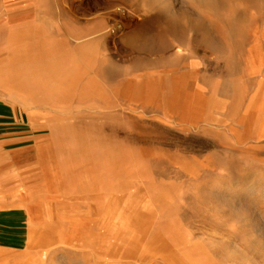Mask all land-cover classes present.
<instances>
[{"label":"rangeland","instance_id":"374dc122","mask_svg":"<svg viewBox=\"0 0 264 264\" xmlns=\"http://www.w3.org/2000/svg\"><path fill=\"white\" fill-rule=\"evenodd\" d=\"M29 3L0 30L38 134L0 159V264H264V0Z\"/></svg>","mask_w":264,"mask_h":264},{"label":"crops","instance_id":"0c3cea01","mask_svg":"<svg viewBox=\"0 0 264 264\" xmlns=\"http://www.w3.org/2000/svg\"><path fill=\"white\" fill-rule=\"evenodd\" d=\"M31 1L0 0V30L5 28L8 31L9 27L17 25L20 33L25 31L21 27L32 16L30 14L33 10L28 7ZM36 14L40 16L39 12L34 10V15ZM33 18L35 17L33 16ZM35 23H38L37 19L34 20ZM161 48L162 44L159 43L158 45L154 44L151 50H160ZM15 110L18 113L13 111V107L7 99L0 97V159L3 161L9 160L11 157L18 158L20 154H26L25 149L31 151L30 149L35 148L38 144V134L34 130L35 127L31 124L32 122H26L27 113H24L26 110L22 109L23 111H21L19 109L18 111L17 108ZM16 114L24 116L18 117ZM11 149L14 153L11 152ZM15 151L17 152L15 153Z\"/></svg>","mask_w":264,"mask_h":264},{"label":"bare ground","instance_id":"6f19581e","mask_svg":"<svg viewBox=\"0 0 264 264\" xmlns=\"http://www.w3.org/2000/svg\"><path fill=\"white\" fill-rule=\"evenodd\" d=\"M172 21V20H171ZM191 25H193V24H191ZM177 27V25H175L173 22H170V21H168L167 22V29H168V31H169V33H173L174 34V32L173 31H175L176 32V30H175V28ZM190 27V26H189ZM194 26H192V28H193ZM200 27V26H199ZM201 28V27H200ZM199 29V28H198ZM172 31V32H171ZM192 31V30H191ZM205 38V37H204ZM203 41H205V40H203Z\"/></svg>","mask_w":264,"mask_h":264}]
</instances>
